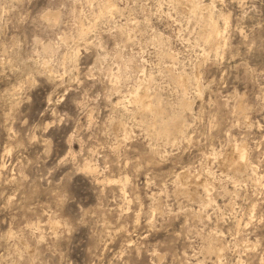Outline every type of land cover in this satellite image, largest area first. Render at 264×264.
Segmentation results:
<instances>
[{"label":"rangeland","instance_id":"rangeland-1","mask_svg":"<svg viewBox=\"0 0 264 264\" xmlns=\"http://www.w3.org/2000/svg\"><path fill=\"white\" fill-rule=\"evenodd\" d=\"M0 264H264V0H0Z\"/></svg>","mask_w":264,"mask_h":264},{"label":"bare ground","instance_id":"bare-ground-1","mask_svg":"<svg viewBox=\"0 0 264 264\" xmlns=\"http://www.w3.org/2000/svg\"><path fill=\"white\" fill-rule=\"evenodd\" d=\"M187 2V1H186ZM193 4V3H192ZM193 7H194V4L192 5ZM191 6V7H192ZM196 6H197V4H196ZM195 6V7H196ZM189 7H190V5H189ZM192 7V8H193ZM108 8V7H107ZM197 9H199V8H196L195 10H197ZM194 10V11H195ZM192 11H193V9H192ZM45 16L48 18V17H53V18H56L57 16H56V14H54V13H51V12H48V13H46L45 14ZM216 25V24H215ZM80 30V29H79ZM218 32V31H217ZM219 34V33H218ZM218 42V41H217ZM212 44V43H211ZM214 45V44H213ZM218 45V44H217ZM132 96H134L135 97V99H140V100H142L144 103H142L143 105L142 106H144V104L146 105V106H144V108L146 107H149V109H151V105H150V103H148V102H145V100H146V98H147V95H146V93L145 92H143V94L142 93H140L138 90H137V92H135ZM134 97H132V99L134 98ZM137 100H134V101H137ZM148 101V100H147ZM145 108V109H146ZM157 107H154V109H156ZM154 109H153V111H154ZM157 109H159V108H157ZM151 111V110H150ZM159 111H161V110H159ZM235 154H237V157H236V155ZM246 160V154H245V151L241 148V147H236L235 148V151H234V153L232 152V154L230 155V157H227V158H225V163L226 164H228V166H230V168H233V169H236V168H238L239 166H240V164H241V162H244ZM86 167L88 168V169H90V170H94L95 169V167H93V165H90L89 164V162L86 164ZM195 183V182H194ZM199 183V182H198ZM198 185V184H197ZM200 185V184H199ZM208 185V184H207ZM206 184H204L203 185V187H204V189H205V191L206 192H208L209 191V188H208V186H207ZM202 187V188H203ZM206 192H204V193H206ZM207 195H208V193H206ZM206 195V196H207ZM218 257V256H217Z\"/></svg>","mask_w":264,"mask_h":264}]
</instances>
